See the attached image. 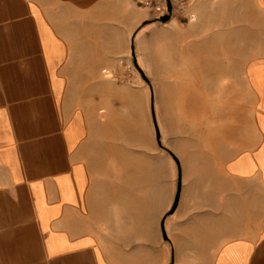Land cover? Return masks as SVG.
<instances>
[{
  "label": "crops",
  "instance_id": "crops-1",
  "mask_svg": "<svg viewBox=\"0 0 264 264\" xmlns=\"http://www.w3.org/2000/svg\"><path fill=\"white\" fill-rule=\"evenodd\" d=\"M188 2L152 82L132 0H0V264H264V0Z\"/></svg>",
  "mask_w": 264,
  "mask_h": 264
},
{
  "label": "rangeland",
  "instance_id": "rangeland-1",
  "mask_svg": "<svg viewBox=\"0 0 264 264\" xmlns=\"http://www.w3.org/2000/svg\"><path fill=\"white\" fill-rule=\"evenodd\" d=\"M181 1L184 5L176 7L175 16L166 22L161 20L166 15H161L152 6L142 5L140 0H132L129 21L94 25L85 23L84 29L91 30L93 25L101 30L113 31L116 34V48L119 56H121L120 62H124V68L131 70V76L128 78L136 77L139 79L142 77V79L147 78L153 82L151 77L155 73L156 35L163 32L165 27L169 31L176 27L180 31L186 32L191 19L196 17L198 20L199 15L204 13L212 16L220 13L219 8L193 7L190 3H185L188 0ZM217 25V23H212L213 30H218ZM195 41L196 45L202 44V40L196 38ZM214 41L213 45L218 46V40ZM190 43H192L191 39L186 38L183 39L181 45H189Z\"/></svg>",
  "mask_w": 264,
  "mask_h": 264
},
{
  "label": "built area",
  "instance_id": "built-area-1",
  "mask_svg": "<svg viewBox=\"0 0 264 264\" xmlns=\"http://www.w3.org/2000/svg\"><path fill=\"white\" fill-rule=\"evenodd\" d=\"M184 1V0H183ZM141 4L155 8L161 15H169L170 18L175 16L176 7L184 5L181 0H140ZM189 3V2H185Z\"/></svg>",
  "mask_w": 264,
  "mask_h": 264
},
{
  "label": "water",
  "instance_id": "water-1",
  "mask_svg": "<svg viewBox=\"0 0 264 264\" xmlns=\"http://www.w3.org/2000/svg\"><path fill=\"white\" fill-rule=\"evenodd\" d=\"M170 19V16L169 15H166V16H163L162 18H161V20L163 21V22H166V21H168ZM134 53V52H133Z\"/></svg>",
  "mask_w": 264,
  "mask_h": 264
}]
</instances>
